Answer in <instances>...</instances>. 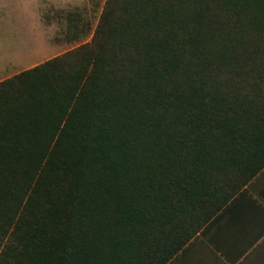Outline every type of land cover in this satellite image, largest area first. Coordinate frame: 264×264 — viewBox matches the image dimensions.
I'll list each match as a JSON object with an SVG mask.
<instances>
[{
  "label": "trees",
  "instance_id": "obj_1",
  "mask_svg": "<svg viewBox=\"0 0 264 264\" xmlns=\"http://www.w3.org/2000/svg\"><path fill=\"white\" fill-rule=\"evenodd\" d=\"M263 169L264 0H106L0 82V264H167Z\"/></svg>",
  "mask_w": 264,
  "mask_h": 264
},
{
  "label": "rangeland",
  "instance_id": "obj_2",
  "mask_svg": "<svg viewBox=\"0 0 264 264\" xmlns=\"http://www.w3.org/2000/svg\"><path fill=\"white\" fill-rule=\"evenodd\" d=\"M106 0H0V82L91 41ZM90 23L72 42L68 17Z\"/></svg>",
  "mask_w": 264,
  "mask_h": 264
},
{
  "label": "crops",
  "instance_id": "obj_3",
  "mask_svg": "<svg viewBox=\"0 0 264 264\" xmlns=\"http://www.w3.org/2000/svg\"><path fill=\"white\" fill-rule=\"evenodd\" d=\"M167 264H264V169Z\"/></svg>",
  "mask_w": 264,
  "mask_h": 264
}]
</instances>
